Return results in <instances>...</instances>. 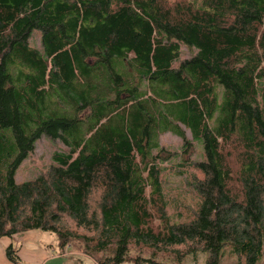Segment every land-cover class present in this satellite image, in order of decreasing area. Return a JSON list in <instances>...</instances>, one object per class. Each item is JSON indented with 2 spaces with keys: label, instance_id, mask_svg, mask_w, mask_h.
<instances>
[{
  "label": "trees",
  "instance_id": "16d2710c",
  "mask_svg": "<svg viewBox=\"0 0 264 264\" xmlns=\"http://www.w3.org/2000/svg\"><path fill=\"white\" fill-rule=\"evenodd\" d=\"M184 130L203 148L201 201L171 224L159 138L186 151ZM42 137L66 151L16 184ZM78 228L96 264H167L168 250L219 264L226 246L262 264L264 0H0V239L39 231L62 250Z\"/></svg>",
  "mask_w": 264,
  "mask_h": 264
},
{
  "label": "rangeland",
  "instance_id": "374dc122",
  "mask_svg": "<svg viewBox=\"0 0 264 264\" xmlns=\"http://www.w3.org/2000/svg\"><path fill=\"white\" fill-rule=\"evenodd\" d=\"M29 45L33 48L40 49L39 31L32 33L29 39ZM190 57L189 52L184 49L182 59H189ZM184 133L185 141L191 143V146L187 147L186 151H184V141L175 135L166 133L159 138L160 146L173 154V157L165 164L167 168L165 169L162 180L164 198L167 205L166 213L171 224H179L192 220L198 211L201 201V197L195 193L191 184L193 177H200L195 164L202 161L203 148L201 142L192 140L187 130H184ZM61 151H66V148L60 141H53L47 137L40 138L36 142L34 152L17 168L14 176L15 183L22 184L35 180L53 164L52 155ZM40 233L42 241H38L36 245L42 247L49 254V259L45 263H43L45 260H42L43 264H96L83 250L84 243L80 239V235L91 237L94 233L86 232L79 228L76 229L75 233L79 235L78 238L69 240L62 250L59 248L58 241L54 235ZM12 246L19 250L21 244L18 241H13ZM175 249L178 248H172V250ZM18 253H16L17 256ZM147 253L149 252H143V255L148 257L149 255ZM168 253L166 256L171 258H166L165 262L163 261L167 264H206L208 257V253L202 251L181 255L180 257L178 255L173 257V252L170 250H168ZM162 257L165 256L162 255ZM239 260L238 255L232 248L226 246L223 249L219 264H246L245 261ZM19 262L20 264H27L20 258ZM262 264H264V259Z\"/></svg>",
  "mask_w": 264,
  "mask_h": 264
},
{
  "label": "crops",
  "instance_id": "0c3cea01",
  "mask_svg": "<svg viewBox=\"0 0 264 264\" xmlns=\"http://www.w3.org/2000/svg\"><path fill=\"white\" fill-rule=\"evenodd\" d=\"M39 231H28L14 235L12 238L0 239V264H12L5 256V248L18 241L21 246L18 250V257L27 264H43L49 259V254L36 244L42 241ZM42 260L44 261L42 263Z\"/></svg>",
  "mask_w": 264,
  "mask_h": 264
}]
</instances>
